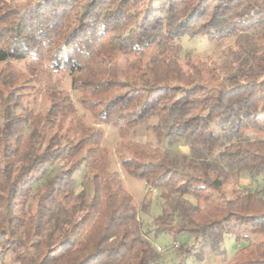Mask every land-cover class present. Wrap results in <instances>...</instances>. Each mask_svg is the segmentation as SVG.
Returning a JSON list of instances; mask_svg holds the SVG:
<instances>
[{"label": "trees", "instance_id": "obj_1", "mask_svg": "<svg viewBox=\"0 0 264 264\" xmlns=\"http://www.w3.org/2000/svg\"><path fill=\"white\" fill-rule=\"evenodd\" d=\"M16 1L0 0V57L26 69H0V264H165L147 238L162 233L191 237L178 264L202 261L205 242L225 253L227 235L245 245L226 264H264V196L225 188L264 180V0ZM183 35L235 49L181 62ZM64 73L97 126L55 87ZM101 124L125 174L163 193L135 203ZM142 125L153 140L136 138Z\"/></svg>", "mask_w": 264, "mask_h": 264}, {"label": "rangeland", "instance_id": "obj_2", "mask_svg": "<svg viewBox=\"0 0 264 264\" xmlns=\"http://www.w3.org/2000/svg\"><path fill=\"white\" fill-rule=\"evenodd\" d=\"M35 1L36 0H17L16 5L18 8H24L33 4ZM235 39L236 37H228L221 40H209L203 36L189 37L188 35H183L179 39L175 40V43L180 46V52L178 54L179 60L181 62H183L186 58H200L221 63L224 59L222 53L228 48L235 49ZM5 67H10V69L26 73L24 62L0 57V69H4ZM52 81L55 87L66 94L69 97V100L77 106L78 114H80L82 117L81 121L87 125L97 126L90 114L79 107L76 101L77 93L71 88L70 85V76L66 75V73L60 74L58 77H56V75H52ZM45 88L46 86L44 84L40 93L38 94L37 100L33 104L36 111L44 110L49 103L43 90ZM2 124L3 120L0 116V125ZM66 126L68 125L66 124ZM99 127H101L103 131L102 146L108 148V152L112 155L115 161V167L120 171L124 185L132 194L135 203L139 205L141 201L147 200L150 197H156L160 193H163L165 191L163 186L150 187L146 185L144 181L130 178L125 174V172L119 166V161L115 153V148L117 147L120 139L116 129L107 124H101ZM136 131V138L138 140L142 142L149 139L153 140V134L147 130L145 125L138 127ZM172 148L181 153H189V147L181 143L174 145ZM59 165L60 164H54L52 167L48 168L41 177L40 183L46 175L56 171ZM74 177L75 191H79L83 187V183L81 182V174L76 172ZM225 188L229 195L232 194V189H250L252 191L259 190L261 191V195L264 196V180L258 179L254 181L251 180L248 175H241L236 178H231L226 182ZM185 198L192 203L196 202L194 196L185 195ZM152 212H156V209L153 208ZM139 219L143 225H146L150 221L151 216L149 214L140 213ZM147 238L159 250L161 258L165 264H178L176 246L179 244V242H191L192 240L191 237L186 235H181L178 240H175L172 239V237L167 233H162L157 237H153L151 234H149ZM243 245H245V242H235L232 236L227 235L225 236V240L222 245L225 253L219 254L211 250L207 242H205L202 246L204 253L203 259L200 262H195V264H226V260L231 258L235 254L236 250ZM190 262L191 260L189 259L188 263Z\"/></svg>", "mask_w": 264, "mask_h": 264}]
</instances>
